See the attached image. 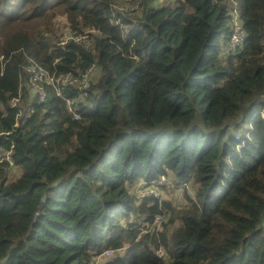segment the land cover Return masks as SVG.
Returning <instances> with one entry per match:
<instances>
[{
    "label": "trees",
    "instance_id": "trees-1",
    "mask_svg": "<svg viewBox=\"0 0 264 264\" xmlns=\"http://www.w3.org/2000/svg\"><path fill=\"white\" fill-rule=\"evenodd\" d=\"M122 1L0 0V264H264V0Z\"/></svg>",
    "mask_w": 264,
    "mask_h": 264
},
{
    "label": "built area",
    "instance_id": "built-area-1",
    "mask_svg": "<svg viewBox=\"0 0 264 264\" xmlns=\"http://www.w3.org/2000/svg\"><path fill=\"white\" fill-rule=\"evenodd\" d=\"M232 1V0H231ZM140 3V0H133V1H128V0H123L122 2H119L117 4H114L112 6H115L118 8V10H126V11H131V10H135L138 5ZM233 7L230 9V15L232 18V33L230 36V46L232 48H236V47H240L242 46L245 37H246V33L245 30L239 20L238 14L236 12V5L237 3L233 2ZM115 22H118V20H114ZM62 22V26L61 29L63 31V41H61L59 44L62 45L66 40L68 39H73L76 42L79 43H84L83 42V38H85V35H75L73 33H71V31L66 30L67 28L65 27L67 20L65 17H56L55 18V23L57 25V23ZM64 23V24H63ZM59 26V25H58ZM65 31H67V35L65 36ZM27 70L31 73L29 75L28 81L29 83L32 85L33 87V91L35 93L38 94V99L39 100H43L46 96V92L44 90L43 87V83L46 84H50L53 87L57 88V83H59L60 81L62 83H66L69 79H71V74L67 73L65 75H59L57 78H54L53 75H49L45 69H42L41 67L37 66V64L32 63ZM94 70V65H91L84 74H82L81 76V86H82V90H84L88 84H89V74L90 72H92ZM82 93L84 94L85 91H82ZM20 98H15L12 101V106H17L18 101ZM68 109L70 112H72L73 118L75 119H79L80 116L78 113H76L74 110L71 109L70 106H68ZM9 161L10 164H12L11 159H10V150L7 149H2L0 148V161ZM13 167V166H11ZM146 181H145V185H146ZM167 183H170V180L168 179V177L164 176V175H160L158 176L155 180L151 181V183L147 186V194L148 195H153L154 197H160L158 194L161 192V189L164 185H166ZM158 195V196H157ZM163 219V216L160 215L156 218L157 221H161ZM160 254V253H158ZM112 255V251L107 250L104 253L101 254V256H110Z\"/></svg>",
    "mask_w": 264,
    "mask_h": 264
},
{
    "label": "rangeland",
    "instance_id": "rangeland-1",
    "mask_svg": "<svg viewBox=\"0 0 264 264\" xmlns=\"http://www.w3.org/2000/svg\"><path fill=\"white\" fill-rule=\"evenodd\" d=\"M116 9H118V8H116ZM57 25L62 26V22L57 23ZM65 32H66L65 33V36H66L67 31H65ZM260 108H261V103L256 102L252 107L249 108L248 113H250V114L254 113L255 111H257ZM248 124H249V121L243 122L239 128V131H241L243 128H247ZM18 174H19V170L14 168V167H11V178L18 176ZM144 183H145L144 180H139L134 186H130V189L139 195L147 194L146 191L148 189ZM188 186H189L188 188H183V187H179V186H176L174 184H171V183H167L166 185H164L162 187L161 192L158 195L161 198H165V199L170 200L178 208V207L183 206L185 204V201H186L185 192L186 191L190 194L194 193L192 184H189ZM109 259H110V256L98 255L94 258L93 264H104Z\"/></svg>",
    "mask_w": 264,
    "mask_h": 264
}]
</instances>
